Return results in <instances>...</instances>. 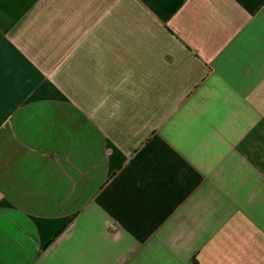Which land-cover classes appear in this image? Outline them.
Wrapping results in <instances>:
<instances>
[{
    "label": "crops",
    "instance_id": "obj_1",
    "mask_svg": "<svg viewBox=\"0 0 264 264\" xmlns=\"http://www.w3.org/2000/svg\"><path fill=\"white\" fill-rule=\"evenodd\" d=\"M0 264H264V0H0Z\"/></svg>",
    "mask_w": 264,
    "mask_h": 264
}]
</instances>
